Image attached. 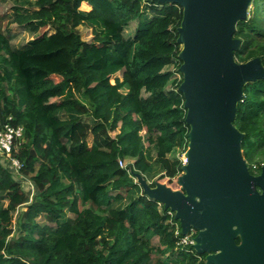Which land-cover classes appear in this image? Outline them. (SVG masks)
Segmentation results:
<instances>
[{"label": "trees", "instance_id": "trees-1", "mask_svg": "<svg viewBox=\"0 0 264 264\" xmlns=\"http://www.w3.org/2000/svg\"><path fill=\"white\" fill-rule=\"evenodd\" d=\"M25 3L12 16L36 34L24 48L13 47L0 23V128L24 127L12 154L36 193L30 200L0 161L7 200L0 206V264H203L192 246L178 247L175 218L118 162L129 159L152 186L156 176L182 173V160L172 158L187 150L190 131L178 90L183 75L174 77L182 63V7L155 0ZM145 10L152 16L142 18ZM134 20V34L126 36ZM80 25L91 28L90 41ZM235 35L242 40L238 61L264 62V0H252ZM243 91L234 121L245 134L243 155L249 164L264 162V79ZM22 206L15 235L13 213ZM153 253L163 258L153 262Z\"/></svg>", "mask_w": 264, "mask_h": 264}, {"label": "water", "instance_id": "water-1", "mask_svg": "<svg viewBox=\"0 0 264 264\" xmlns=\"http://www.w3.org/2000/svg\"><path fill=\"white\" fill-rule=\"evenodd\" d=\"M183 9L177 28L179 70L190 127L182 165L173 189L152 186L134 172L148 198L175 211L183 234L198 230L193 247L203 264H264V164L253 173L243 155L245 134L234 124L248 82L264 79V62L235 57L242 40L239 21L247 20L252 0H155ZM239 240V242L237 241Z\"/></svg>", "mask_w": 264, "mask_h": 264}, {"label": "rangeland", "instance_id": "rangeland-1", "mask_svg": "<svg viewBox=\"0 0 264 264\" xmlns=\"http://www.w3.org/2000/svg\"><path fill=\"white\" fill-rule=\"evenodd\" d=\"M25 1L26 0H0V23L3 26V28L5 29V32L8 34V36L11 40V43L15 49L24 48L27 44V41H29L30 39H32L36 35L27 26L14 23L12 21V16H13V13L15 10H17L18 8L21 10L27 9L28 5L25 3ZM84 7L87 8V6H84ZM151 16H152V12H149V10H145L144 14L142 15V18H148ZM136 25H137V20L132 21L130 23V25L125 28V30H124L125 35L126 36H132L134 34V30H135ZM79 32H80L82 38L87 40V41H90L93 37L91 28H89L86 25H80L79 26ZM167 69H173V67L169 66V67H167ZM115 75L121 77L122 71H119ZM182 75L183 74L181 72L175 70V74H174L175 78L181 79ZM174 87H175L174 83L170 82L167 86V89H173ZM147 95L148 94H146L144 92V96H147ZM82 119L90 120V118H86V117H83ZM89 141L92 142L91 136L89 138ZM185 152L186 151H184L182 149L175 150V152L172 154V158L173 159L178 158V159L183 160L185 157ZM129 161L130 160L128 159L127 162H129ZM251 163L257 164L258 166H260V164L261 165L264 164V162H251ZM14 175H15V177H17L18 179H20L22 181L23 188L29 192V190H28L29 182H32L30 177L29 176H23L21 174L19 176L17 174H14ZM153 180H157L158 182L165 183L168 186L172 187L173 189H180L181 188V186L178 184L176 178H174L173 180H169L168 178H162L161 179L159 176H156L153 178ZM32 197H34V195ZM6 204H7V200H5V194H1L0 195V206H6ZM23 210H24V206H22L21 208H19V210H16L13 213V215H14V217H13V222H14L13 228L15 229V235H16V233H18L16 228H15V224H16V221L18 219V214L20 211H23ZM73 217H74V215H72L71 213H67L65 218L69 219V218H73ZM39 221L41 223H45L46 222L45 217L44 216L40 217ZM152 243L155 246H158L160 244L158 237H154L152 240ZM202 256L205 257L204 255H202ZM152 257H153V262H155L159 258H163L156 253H153Z\"/></svg>", "mask_w": 264, "mask_h": 264}, {"label": "built area", "instance_id": "built-area-1", "mask_svg": "<svg viewBox=\"0 0 264 264\" xmlns=\"http://www.w3.org/2000/svg\"><path fill=\"white\" fill-rule=\"evenodd\" d=\"M24 137V127L19 126H13L11 124H5L3 128H0V161L7 165L14 174H17L18 176L21 174V170L23 167V163L17 159L15 156H13L12 151L13 147L16 144L17 141H21V139ZM119 165L123 168H126L130 174L136 181V178L134 177V170L133 168L129 167L130 162H127L124 159L118 160ZM183 164L187 163V157L185 156L182 160ZM263 165V164H262ZM260 164V166H262ZM260 166L257 164H249L250 171L257 170ZM29 194H30V200H32V196L35 195L36 188L35 184L32 182H29L28 186ZM160 203V202H159ZM161 206L164 207L162 203H160ZM168 215H170L171 218H175V211L171 209H167ZM171 224L174 226V233L175 236L178 237L177 245L178 247H187L192 246L195 243V236L198 233V230L195 228H192L189 230L187 234H183L181 224L178 220L171 219ZM182 234V235H181ZM193 250L195 251L194 247ZM197 253V252H196ZM197 256L199 257V262L203 261L205 262V257L197 253Z\"/></svg>", "mask_w": 264, "mask_h": 264}, {"label": "flooded vegetation", "instance_id": "flooded-vegetation-1", "mask_svg": "<svg viewBox=\"0 0 264 264\" xmlns=\"http://www.w3.org/2000/svg\"><path fill=\"white\" fill-rule=\"evenodd\" d=\"M260 167H261V166H260ZM259 171H260V170L257 169V170H254L253 173H259Z\"/></svg>", "mask_w": 264, "mask_h": 264}, {"label": "bare ground", "instance_id": "bare-ground-1", "mask_svg": "<svg viewBox=\"0 0 264 264\" xmlns=\"http://www.w3.org/2000/svg\"><path fill=\"white\" fill-rule=\"evenodd\" d=\"M187 162H188V159H187Z\"/></svg>", "mask_w": 264, "mask_h": 264}, {"label": "crops", "instance_id": "crops-1", "mask_svg": "<svg viewBox=\"0 0 264 264\" xmlns=\"http://www.w3.org/2000/svg\"><path fill=\"white\" fill-rule=\"evenodd\" d=\"M91 143V142H90Z\"/></svg>", "mask_w": 264, "mask_h": 264}]
</instances>
